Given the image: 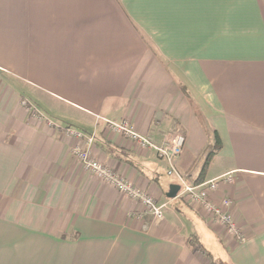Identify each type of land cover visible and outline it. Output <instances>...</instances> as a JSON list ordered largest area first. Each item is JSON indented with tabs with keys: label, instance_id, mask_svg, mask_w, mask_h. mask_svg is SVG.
I'll use <instances>...</instances> for the list:
<instances>
[{
	"label": "crops",
	"instance_id": "1",
	"mask_svg": "<svg viewBox=\"0 0 264 264\" xmlns=\"http://www.w3.org/2000/svg\"><path fill=\"white\" fill-rule=\"evenodd\" d=\"M106 121L156 146L183 135L193 179L216 133L204 182L222 177L209 200L239 238L169 198L166 163ZM65 128L95 135L91 157L162 218L85 170ZM191 237L264 264V0H0V264H209Z\"/></svg>",
	"mask_w": 264,
	"mask_h": 264
},
{
	"label": "built area",
	"instance_id": "2",
	"mask_svg": "<svg viewBox=\"0 0 264 264\" xmlns=\"http://www.w3.org/2000/svg\"><path fill=\"white\" fill-rule=\"evenodd\" d=\"M22 105L31 110L30 112L34 116L43 118L30 102L24 100ZM106 124L111 131L135 142L140 148L154 151L157 158L166 163V175L173 178L177 183L179 187L178 197L185 199L191 204L202 207L211 215L214 221L223 225L229 233H233L239 238L238 230L230 214L227 212L230 203L223 200L221 206L216 207L209 200L210 193L217 189L218 182L222 180V177L201 184H194L187 179L185 174L178 170L176 161L182 155L185 147V137L183 135L167 134L162 143L156 146L152 144L148 137L134 131L129 123L125 121L119 123L106 121ZM64 131L66 135L74 137L80 142L79 145L72 148L71 154L85 170L90 171L101 180L113 186L119 193L127 196L131 200L139 202L144 209L140 217L150 215L155 219L162 218V208L153 198L121 176L112 173L91 157L90 150L95 141L93 134H86L73 128H65Z\"/></svg>",
	"mask_w": 264,
	"mask_h": 264
},
{
	"label": "trees",
	"instance_id": "3",
	"mask_svg": "<svg viewBox=\"0 0 264 264\" xmlns=\"http://www.w3.org/2000/svg\"><path fill=\"white\" fill-rule=\"evenodd\" d=\"M220 148H221L220 140H219L217 134L214 133L213 134V145L210 148H208L206 150V152L204 153L205 155L203 156V161L199 165L198 176L196 177V179H193L191 177L192 173L196 170V167H195L196 164H195L194 166H192V169H190L189 174H186L187 179L194 184L204 183V176H205V172L208 168V165H209L212 157L220 150ZM197 168H198V165H197ZM188 244L189 245L193 244V246H195V248L199 252L203 253L206 256V258L208 259L209 264H228V263L222 261L221 259H216V258L212 257L209 253L204 251L195 237H191L190 240H188Z\"/></svg>",
	"mask_w": 264,
	"mask_h": 264
},
{
	"label": "water",
	"instance_id": "4",
	"mask_svg": "<svg viewBox=\"0 0 264 264\" xmlns=\"http://www.w3.org/2000/svg\"><path fill=\"white\" fill-rule=\"evenodd\" d=\"M179 191V187L178 186H172L170 189V192L168 194L169 198H175V196L177 195V192Z\"/></svg>",
	"mask_w": 264,
	"mask_h": 264
},
{
	"label": "rangeland",
	"instance_id": "5",
	"mask_svg": "<svg viewBox=\"0 0 264 264\" xmlns=\"http://www.w3.org/2000/svg\"><path fill=\"white\" fill-rule=\"evenodd\" d=\"M22 102H24V100H22ZM22 102H21V104H22ZM33 105V104H32ZM24 108H26V110H28V111H31V110H29V109H27V107H25L24 105H22ZM34 106V105H33ZM45 120V119H44ZM46 121V120H45ZM212 143H213V141H212ZM163 213V212H162Z\"/></svg>",
	"mask_w": 264,
	"mask_h": 264
}]
</instances>
